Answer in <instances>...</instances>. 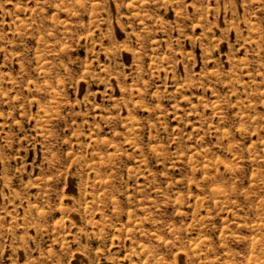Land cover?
Wrapping results in <instances>:
<instances>
[{
	"label": "rangeland",
	"instance_id": "374dc122",
	"mask_svg": "<svg viewBox=\"0 0 264 264\" xmlns=\"http://www.w3.org/2000/svg\"><path fill=\"white\" fill-rule=\"evenodd\" d=\"M0 264H264V0H0Z\"/></svg>",
	"mask_w": 264,
	"mask_h": 264
}]
</instances>
